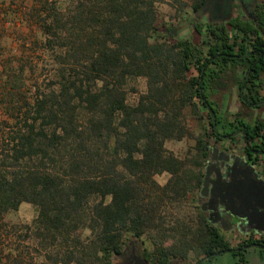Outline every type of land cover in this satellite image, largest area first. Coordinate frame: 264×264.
Wrapping results in <instances>:
<instances>
[{
    "label": "trees",
    "instance_id": "16d2710c",
    "mask_svg": "<svg viewBox=\"0 0 264 264\" xmlns=\"http://www.w3.org/2000/svg\"><path fill=\"white\" fill-rule=\"evenodd\" d=\"M206 1L36 0L33 46L16 60L0 49V264H119L131 248L147 264H247L252 247L264 260L263 235L232 244L198 204L211 140L264 162V120L214 99L232 73L244 107L264 103V0L195 22L199 41L159 31L161 5L178 21ZM186 138L184 156L167 147ZM23 203L33 221H6Z\"/></svg>",
    "mask_w": 264,
    "mask_h": 264
},
{
    "label": "rangeland",
    "instance_id": "374dc122",
    "mask_svg": "<svg viewBox=\"0 0 264 264\" xmlns=\"http://www.w3.org/2000/svg\"><path fill=\"white\" fill-rule=\"evenodd\" d=\"M57 1L59 6H64L65 0ZM36 5V0H0V49L2 52H4V54L2 55L3 58L9 57L11 59L16 60L18 56L20 57L22 55V51L30 50L29 48L33 46L34 38L36 36H39L40 34V27L38 26L37 22L30 16L31 9ZM11 9L15 10L17 13L14 14V11H12ZM160 11L162 18L158 21L157 25L161 33H163V30L165 28L173 27L171 26L172 22L176 24L173 28V30L176 32L175 37H171V39L173 40L189 37L194 39L195 41H199L201 35L194 29V23L198 21H211L208 12H206V14L204 13L203 15H197L196 13L189 12L188 15H186L184 18H180L178 21H172L171 17L175 14V11L168 4L161 5ZM6 12H9V14L7 15ZM38 51L40 52V49H38ZM39 52L32 53L31 58L34 60L33 62H39V65L41 66L45 63V61L44 57L43 60L39 59ZM227 78L228 79H225V83L227 84V86L221 88L220 91L214 96V99L218 102V104L225 109L227 115H232L237 112H240L241 116L246 118V121L253 122L258 118L264 120V105H262L260 108L244 107L238 97L237 88L234 85L233 80L231 79L233 78V74L230 73ZM130 88L131 89L129 98L130 101L133 102L137 100L139 93L144 92L146 90V80L144 78L131 80ZM189 124L196 132L199 131V124L197 120L190 119ZM211 143L212 145L214 144L213 140H211ZM193 144V140L186 138L182 141H169L167 143V147L170 150L174 151L176 154L184 156L187 150L191 146H193ZM223 144L232 145L235 148L234 150L236 151L238 158L241 159V163H245L244 166L246 172L250 174L249 176H252V178L257 181H261L264 179L263 161L260 160L254 162L248 160L245 156L244 149L242 148V144L240 142L238 144H234L231 142L224 141ZM219 151L220 149L217 146L214 147V149H212V155L213 152ZM223 168L225 169V166ZM207 170V167H205V173H207ZM167 177L168 176L164 174L161 176H157V179L161 183H164ZM208 179H213V177H211L210 170ZM204 196H206V194L198 197V204L200 206L203 205V203H201V199H204ZM211 197L209 198L208 202L211 201ZM239 200L242 201V199ZM220 207H224L223 210L226 213L238 217L243 222L246 221V219L242 216L243 211H239V215L234 214L232 210L234 204L232 202H219L217 205V212L220 210ZM225 215L221 216V222H219V219H217L215 220V223L219 226L227 240H229L232 244H237L238 242L243 241L247 237H250V235L247 236L248 234L246 230H242L240 226L238 228L235 227L234 222H231V220H229L231 218L228 219L227 214ZM35 216V208L31 204L23 203L18 211L8 213L5 216V219L11 224H21L31 223ZM254 235L256 237H260L262 235L264 236V234L258 232L257 230ZM252 248L254 251H250V253L246 255L249 261V263L247 264H264V260L261 259L258 249L255 247ZM116 260L118 263L121 262L118 259ZM233 261V255L230 252H226L220 255L219 258L214 259L212 262H207V264H234ZM190 263L191 260L178 259L173 264Z\"/></svg>",
    "mask_w": 264,
    "mask_h": 264
},
{
    "label": "flooded vegetation",
    "instance_id": "af4514ba",
    "mask_svg": "<svg viewBox=\"0 0 264 264\" xmlns=\"http://www.w3.org/2000/svg\"><path fill=\"white\" fill-rule=\"evenodd\" d=\"M255 1H263V0H212L211 4L208 7L209 9L205 11V14L206 12H208L209 18L211 19L224 18L227 15H229L230 3H231V9L233 15L242 14V13L250 14V8L253 6ZM262 105H264V103H262ZM262 105L258 107L260 108ZM223 143L224 141L219 143H214L212 145V149H214V147L217 146L220 149V151L213 152V155L208 161L207 168L208 170L211 171V177H213V179L209 180V185H208L209 191L213 187L214 183L217 181L219 175L221 176L220 177L221 182H227V183L228 181L249 182L252 179V176H249L250 174L246 172L244 166L245 163L244 162L241 163V159L238 158L237 153L234 150L235 148L232 145H224ZM224 166L225 169L223 168ZM210 197H211V193L206 194V196H204V199H201V203L206 205L207 209L205 210V212L208 213V216L211 218L212 221L219 219V222H221L222 220L221 216L227 214L228 216L227 218L228 219L231 218L229 220H231V222H234L235 227L238 228L240 226L242 230L244 231L246 230L248 234L247 236L249 235L251 236L255 234L256 230L252 229L246 221L243 222L238 217L226 213L223 210L224 207H220V210L217 212V214H214V211L209 208V205H207V203H209L208 200ZM261 233L264 234V232ZM127 249L129 250V248ZM137 254L138 253L135 252L133 248H131L130 251H128V253L121 255V257L118 256L117 259L121 261L119 262V264H137L138 263L136 256ZM192 263L193 261H191L190 264Z\"/></svg>",
    "mask_w": 264,
    "mask_h": 264
},
{
    "label": "water",
    "instance_id": "95a60500",
    "mask_svg": "<svg viewBox=\"0 0 264 264\" xmlns=\"http://www.w3.org/2000/svg\"><path fill=\"white\" fill-rule=\"evenodd\" d=\"M211 2L212 0H207L203 7L196 12V14L203 15L205 11L209 9L208 7ZM229 10V15L226 17L214 18L211 19V21L229 20L233 16L231 3ZM208 175L209 170H207L206 173V180L201 190V195L211 193V201L207 203V205H209V208L214 211V214H217L216 210L219 202L225 203L226 201H230L234 204L232 210L235 215H239L240 212L243 211L242 216L246 219L248 225L251 228L256 229L258 232H264V180L257 181L252 178L249 182L228 181V183H226L221 182V176L219 175L217 181L209 191ZM239 199H242V201ZM202 209H207L205 204L202 205ZM137 260V264H147L138 257Z\"/></svg>",
    "mask_w": 264,
    "mask_h": 264
},
{
    "label": "crops",
    "instance_id": "0c3cea01",
    "mask_svg": "<svg viewBox=\"0 0 264 264\" xmlns=\"http://www.w3.org/2000/svg\"><path fill=\"white\" fill-rule=\"evenodd\" d=\"M250 251H252V252H253V251H254V250H253V248H250V249H249V253H250Z\"/></svg>",
    "mask_w": 264,
    "mask_h": 264
}]
</instances>
